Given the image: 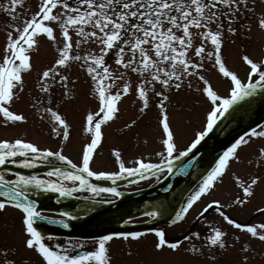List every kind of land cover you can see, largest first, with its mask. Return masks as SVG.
<instances>
[{
    "label": "snow or ice",
    "instance_id": "snow-or-ice-1",
    "mask_svg": "<svg viewBox=\"0 0 264 264\" xmlns=\"http://www.w3.org/2000/svg\"><path fill=\"white\" fill-rule=\"evenodd\" d=\"M25 3L26 0H5L0 4V12L7 14L11 21L0 51V118L4 124L26 121L22 112L12 110V104L25 90V75L34 68L33 53L39 50L41 38H44L54 56L50 66L38 70L34 87L40 98L33 96L30 106L41 119H49L51 133L60 137L61 147L55 150L40 147L21 137L0 139V166H4L0 167V213L12 208L21 214V243L33 253L21 264H111L110 241L114 238L136 240L144 233L113 231L53 245L50 242L54 236L42 232L37 222L68 229L72 226L70 221L76 220L78 215H87L95 205L111 204L113 199L123 196L124 192L116 183L122 178H135L127 179L124 186L127 188L150 178L155 183L166 172L176 175L192 168L199 155L194 150L202 146L221 118H227L231 114L229 110H235L240 102H247L258 91H264V58L243 55L242 61L248 71L246 78L241 79L236 71L226 66L223 56L226 34L238 36L245 28L240 20L249 14L257 15L259 28L264 30V12L256 13L255 0H38L34 9L25 8ZM74 65L86 76L89 94L98 101L97 110L89 111L86 116L85 130L91 134V139L83 147L79 165L62 152L64 142L70 138L71 125L54 107L43 106L45 103L51 105L55 86L61 87L66 97L72 95L75 81L70 87V77ZM209 66L230 80L227 95L220 94L214 87L207 74ZM185 88L202 97L210 108L205 111L202 126L194 132L190 142L179 147L167 109L169 93ZM129 95L134 96L133 103L139 101L141 114L155 99L161 128L160 151L155 152L158 161L137 157L134 166L129 167L121 153L114 150L118 170H93L90 162L102 142V125L118 117L119 104ZM136 123L133 119L124 127L130 128ZM258 139H264V120L254 122V126L231 139L175 211L172 223L185 221L190 210L205 196H211L227 175H231L239 189L230 203L210 199L203 204L196 215L208 226L207 234L201 247L193 245L185 249L186 252L202 255L204 246L220 250L230 246L228 233L220 222L205 218L213 208L227 225L247 235V239L241 241L240 235L232 234L231 246L240 244L242 256L236 264H248V253L255 251L251 241L264 243V222H238L226 211L250 204L256 188L264 184V145H257L251 158L241 156V149ZM190 154L191 159H188ZM245 160L255 169L246 180L235 172L229 173L234 161L244 163ZM5 165H18L23 169L44 165L47 171L24 174ZM90 177L109 180L112 186L93 183ZM132 190L139 192V188ZM84 192L90 195L80 198L93 201V204H80L73 210L62 207L45 211L38 208L37 199L30 196L31 193H54L58 194L59 202ZM102 194H107L108 198ZM255 212L264 214V206L256 207ZM142 214L154 218L158 212ZM123 222L134 221L129 216ZM147 231L158 238L154 245L157 250L165 246L178 250L181 246L179 239L169 242L163 230L151 228ZM190 239L200 240L201 233L195 231L184 237L185 241ZM10 251L15 249L0 247L3 264H16L15 259L7 258ZM210 260L216 261V256H211Z\"/></svg>",
    "mask_w": 264,
    "mask_h": 264
},
{
    "label": "rangeland",
    "instance_id": "rangeland-1",
    "mask_svg": "<svg viewBox=\"0 0 264 264\" xmlns=\"http://www.w3.org/2000/svg\"><path fill=\"white\" fill-rule=\"evenodd\" d=\"M5 0H0L3 4ZM38 0H26L25 8L34 9ZM256 13L264 12V0H255ZM251 6V4H250ZM17 11H22L17 9ZM11 23L7 14L0 12V51H2L5 30L7 25ZM240 23L245 24L244 30L237 35L226 34L223 45V56L226 66L230 70L236 71L241 79L246 78L248 67L242 61V56L250 55L255 59L264 58V30L259 28L257 15L249 14L240 20ZM238 26V25H237ZM54 51L49 42L41 38L39 50L33 53V71L25 75V90L21 94L20 99L12 104V110L22 112L26 117V121L4 124L0 118V139H13L17 137L25 138L38 144L40 147H49L53 150L60 148V137L51 133V123L47 117L40 118V115L30 105L34 102L33 96L38 95V89H35L34 84L37 80L38 70L45 66H50L53 60ZM208 76L211 79L214 87L222 95H227L230 80L223 77L221 73L211 66L208 67ZM79 77L77 80L76 77ZM135 77H133L134 79ZM75 81V86L72 88V95L66 97L63 89L55 86L52 92L51 105L45 103L43 106H52L63 115L69 124L70 138L65 141L62 146L64 155L69 156L74 163L79 165L82 156L83 147L90 142L91 134L86 129V116L89 111H96L98 101L91 96L89 81L85 75L80 73L74 65L71 69L70 87ZM195 87V84L193 85ZM170 102L168 104V113L170 116L171 126L176 135L177 145L183 147L190 139L196 130L202 126L204 113L210 108V104L205 102L202 97L193 95L187 88L179 92H171ZM43 99L47 101V97ZM133 95L122 98L119 107L120 112L118 117L113 121L102 125V142L94 151L93 160L90 162V167L93 170L99 171H116L118 164L115 159L114 150L121 153V158L126 166H134L137 157L158 161L155 152L160 151L161 128L158 124V109L155 99L150 103L149 108L145 113L138 112L139 101L133 103ZM136 120L137 123L125 128L124 125L131 120ZM257 145H264V139L253 141L250 145L241 149V156L251 158L255 153ZM255 169L246 163L233 162L229 173L235 172L242 180H246L250 173ZM152 179L142 181L139 184H133L121 190H132L135 188H145L152 185ZM195 186V185H194ZM193 186V187H194ZM239 192L231 175L224 178L223 183H218L216 189L211 196H205L196 207L190 210L187 219L183 222L171 224L166 232L172 236V233L182 234L186 227L195 219L196 212L204 203L210 199H219L222 203H230L231 199ZM90 195L87 192L79 194V196ZM108 198L107 194H102ZM186 197V196H185ZM184 197V198H185ZM100 199V197H97ZM184 202V199H183ZM264 206V184L256 188V195L252 198V202L242 208L226 209L231 216L237 220L248 223L264 222V214H257L256 207ZM212 213V210L209 211ZM209 215V214H208ZM138 218L134 221H141ZM228 233V242L231 246L232 234L236 233L241 236V241L247 239V235L237 231H231L230 226L225 228ZM146 241L133 242L132 240H118L111 245L110 256L111 264H236L242 260L240 254V244H237L232 256L227 254V249L221 250L223 254L218 253L214 248L203 247L202 255H193L186 252L185 249L191 248L193 245L201 247L203 239L196 241L191 239L185 241L178 250L166 251L165 249L158 251L151 247V242L154 243L151 236H147ZM23 233L21 227V214L12 208L6 212L0 213V247L15 249L10 251L8 259H15L16 264H21V261L33 256V253L26 250L22 246ZM255 251H250L248 264H264V243L259 241H251ZM229 246V247H230ZM233 249H229L232 253ZM215 250V251H214ZM216 256V261H211V256ZM0 264H3V258H0ZM34 264H38L35 262Z\"/></svg>",
    "mask_w": 264,
    "mask_h": 264
},
{
    "label": "water",
    "instance_id": "water-1",
    "mask_svg": "<svg viewBox=\"0 0 264 264\" xmlns=\"http://www.w3.org/2000/svg\"><path fill=\"white\" fill-rule=\"evenodd\" d=\"M227 118H221L218 126L210 133L202 146H198L194 153L198 152L197 158L193 161V167L185 173L173 175L167 173L162 179L152 186L139 189V192H124L120 198L113 200L111 204H98L90 208L87 215H78L77 219L70 221L71 227L64 229L60 225L48 224L47 222H37L40 230L47 234L66 236V237H99L113 231H139L145 232L148 229H162L167 226L174 218L175 211L178 209L182 199L199 180L200 175L210 168L214 159L228 146L231 139L243 131H247L249 126H254L264 120V91H258L254 97L248 98L247 102H240L235 110L230 109ZM191 159V154L188 157ZM187 162V161H186ZM175 161L173 165L175 166ZM14 171H21L24 174L42 173L47 170V166L37 165L33 169H23L14 165H5ZM4 167V166H0ZM93 183L102 186L111 184L89 178ZM127 179H135L130 177ZM127 179L116 182L118 185L127 182ZM169 185H172L169 188ZM167 189V191H165ZM54 193H31L33 199H37L38 208L45 211L67 208L77 209L80 204H93V201H84L80 197L74 196L61 199L57 202ZM157 211L158 215L147 222L126 224L123 221L129 216L136 218L148 211Z\"/></svg>",
    "mask_w": 264,
    "mask_h": 264
},
{
    "label": "flooded vegetation",
    "instance_id": "flooded-vegetation-1",
    "mask_svg": "<svg viewBox=\"0 0 264 264\" xmlns=\"http://www.w3.org/2000/svg\"><path fill=\"white\" fill-rule=\"evenodd\" d=\"M199 211V210H198ZM197 211V212H198ZM211 211V210H210ZM227 211V210H226ZM196 212V213H197ZM228 212V211H227ZM229 213V212H228ZM209 214V215H208ZM150 217H148V216H146V217H142L141 219L142 220H146V219H149ZM195 219H192L191 220V223L188 225V227H186L185 228V230H184V232L182 233V234H180V233H172V236H170L169 235V233L168 232H166V229L171 225V224H173V223H171L169 226H167L166 228H164L163 229V231H165V233H166V239L169 241V242H174L175 240H177V239H179L180 241H181V245L182 244H184L185 243V240H184V237L185 236H189L190 235V233L191 232H195V231H199L200 233H201V238L203 239V237L207 234V225L206 224H204V222L201 220V218L199 217V216H196V217H194ZM205 218L207 219V220H209V221H219L220 222V226H222V228L225 230V228L226 227H228L229 225H227L226 224V222H224L223 220H222V218L221 217H219L218 216V214H216L215 213V210H214V208L212 209V213H210L209 211L206 213V216H205ZM238 222H244V221H241V220H237ZM230 230L232 231H237V232H239L238 230H235V229H233L231 226H230ZM147 236H151L152 237V239H153V241H154V243L153 242H151L152 244H151V247H153L154 249H155V247H154V245H155V243L157 242V240H156V238H155V234L154 233H151V232H149V233H144V235H142L139 239H136V240H132V239H129V240H132L133 242H142V241H146L148 238H147ZM73 239H80V238H67V237H58V236H54V240L53 241H51L50 243H52L53 245L54 244H56V243H60V244H63L65 241H71V240H73ZM118 240H123V239H119V238H114L112 241H110L109 243H108V245H111V243H113V242H115V241H118ZM191 240V239H190ZM196 241H198V240H196ZM89 247H91V246H89ZM109 247V246H108ZM207 247V246H206ZM110 249V248H109ZM163 249H165L166 251H172L173 249H171V248H169V247H167V246H165ZM214 249L218 252V253H220V254H223L222 252H221V250L218 248V247H214ZM229 249H233V248H231V246L230 247H228L227 248V254L228 255H230V256H232L233 254H234V249H233V252L232 253H230L229 252ZM155 250H157V249H155ZM214 250V251H215ZM158 251H161V250H158ZM223 252H224V250H223ZM114 256V255H113ZM113 256H111V259H112V257ZM32 257V256H31ZM28 259V258H27ZM26 259V260H27ZM35 263V262H34Z\"/></svg>",
    "mask_w": 264,
    "mask_h": 264
}]
</instances>
